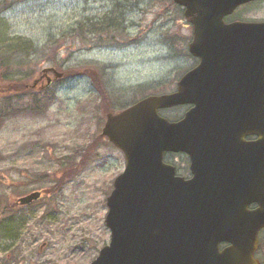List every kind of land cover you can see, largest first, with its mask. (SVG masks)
Wrapping results in <instances>:
<instances>
[{
  "label": "rangeland",
  "instance_id": "obj_1",
  "mask_svg": "<svg viewBox=\"0 0 264 264\" xmlns=\"http://www.w3.org/2000/svg\"><path fill=\"white\" fill-rule=\"evenodd\" d=\"M116 2L121 25L96 33L87 26L80 35L83 23L98 24ZM190 33L172 0H15L0 14V40L14 46L0 50L12 55L8 80L0 67V105L11 104L0 112L1 264H89L108 243L105 200L124 157L101 136L106 114L172 91L195 63ZM16 39L30 41L29 52L17 51ZM46 67L60 79L38 91L44 77L30 89ZM32 98L40 110L29 109ZM60 164L68 169L58 172ZM37 190L38 201L15 205Z\"/></svg>",
  "mask_w": 264,
  "mask_h": 264
},
{
  "label": "water",
  "instance_id": "obj_2",
  "mask_svg": "<svg viewBox=\"0 0 264 264\" xmlns=\"http://www.w3.org/2000/svg\"><path fill=\"white\" fill-rule=\"evenodd\" d=\"M248 1L173 0L192 25L188 51L199 62L176 91L106 115L101 135L123 153L124 168L106 197L109 242L90 264H259L254 253L264 228V22H223ZM48 71L61 77L53 68L43 73ZM179 105H192L181 120L158 114ZM249 133L256 140L245 143ZM164 152H187L193 177L176 176L163 162ZM38 197L34 192L18 202ZM250 204L257 207L249 210ZM220 242L229 246L219 251Z\"/></svg>",
  "mask_w": 264,
  "mask_h": 264
},
{
  "label": "flooded vegetation",
  "instance_id": "obj_3",
  "mask_svg": "<svg viewBox=\"0 0 264 264\" xmlns=\"http://www.w3.org/2000/svg\"><path fill=\"white\" fill-rule=\"evenodd\" d=\"M261 12L264 13V0H251L244 4H240L231 14L224 16L223 22L226 24L234 22V21L264 22V17H259V18H254V16L252 18L247 17L249 14L257 15ZM182 14H183V9H182ZM184 19H185L186 28L188 27V29H190L192 33V25L190 21L186 18ZM194 60H195V63L191 65L187 70H185L184 73L191 70L198 64V59L194 58ZM180 77L178 78V80L180 79ZM175 89H176V86L170 92L175 91ZM178 107H184L185 110L177 116L167 117L170 121H177L183 118L187 110L190 109L192 106L183 105V106L173 107L167 110H174ZM242 140L245 143H249V142L256 140V136L252 135L251 133L244 134ZM162 160L164 163L174 167L175 175L180 176L185 180H190L193 177V174L191 172V156L187 152H164L162 155ZM220 170L222 172L230 171L228 168H221ZM236 171L238 174V178H240L241 170H236ZM246 175H247V172H246ZM236 177L237 176H222L221 178L223 181H233L235 180ZM33 202H30V203L32 204ZM255 207L256 206L254 204L253 205L251 204L248 206V209L251 210V209H254ZM228 246H229L228 243L220 242L218 244V250L221 251ZM254 256L259 261L260 264H264V228L261 229L258 233V247H257V250L255 251Z\"/></svg>",
  "mask_w": 264,
  "mask_h": 264
},
{
  "label": "trees",
  "instance_id": "obj_4",
  "mask_svg": "<svg viewBox=\"0 0 264 264\" xmlns=\"http://www.w3.org/2000/svg\"><path fill=\"white\" fill-rule=\"evenodd\" d=\"M13 1H15V0H0V14L3 11H5L6 9H8L11 6V4L13 3ZM116 5L119 6L118 2L115 3V9L111 10L109 14H106L105 16H103L101 21L99 20V22H98L99 26L97 23H95V24L91 23V22L83 23V25L80 26V28H79L80 35L84 34L82 32L83 31L85 32V30H87V28H86L87 26H93L95 28V32H93V31L92 32L96 33L97 30H101L102 27L105 28L111 24L118 23L121 25L123 20H124V18H122L123 12L120 13V16L118 17V19H117V16L119 14H117V16L113 15L116 11ZM114 17H116V18L114 19ZM110 28L111 27H109L108 29H110ZM114 28H117V27L115 26ZM102 30H104V29H102ZM15 45L17 46V51H19L18 49H20V50L26 49L29 52V50L31 48V42L28 40L24 41L22 39H16ZM1 47H3V48H1ZM8 48L9 49L14 48L12 43H10V41L0 40V50L1 49L9 50ZM11 66H12V55H0V67H2L4 69L3 77L6 78L7 80L11 76ZM37 97H39L38 94H37ZM38 101H40V98H32L28 102L27 106L29 107L30 110L36 109V111H38V110H40V106L38 108ZM10 107H11V104L2 101V104L0 105V112H4L5 110L8 111V108H10ZM59 168H60V170L58 172H63L66 169H68V167H64L62 164L59 165ZM7 230H8V228L6 229V231ZM8 232H10V230ZM7 236H9V235L7 234Z\"/></svg>",
  "mask_w": 264,
  "mask_h": 264
}]
</instances>
